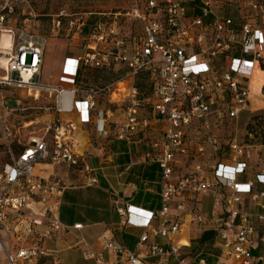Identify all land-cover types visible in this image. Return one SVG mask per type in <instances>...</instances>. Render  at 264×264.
<instances>
[{
    "label": "built area",
    "instance_id": "built-area-1",
    "mask_svg": "<svg viewBox=\"0 0 264 264\" xmlns=\"http://www.w3.org/2000/svg\"><path fill=\"white\" fill-rule=\"evenodd\" d=\"M15 1L0 0V40L2 33L8 34L11 46L9 53L0 50V91L25 90L28 95L35 93L36 98L45 90L53 92L55 99L54 117L39 134H32L25 143L17 140L10 144L12 135L1 118L7 109L0 95V255L4 264H36L48 256L44 242L61 230L59 205L54 200L66 186L37 171L39 165L65 170L80 166L74 146L76 126L61 116L75 113L82 124L92 118L104 122L107 112L99 107V99L108 92L111 103L120 90L122 99L116 103L124 116L114 128L116 139L132 142L136 135L146 132L151 122L145 115L148 112L159 117L164 129L151 145L156 150L152 160L161 169L160 209L147 212L127 206L117 212L125 218L126 226L147 231L139 244L147 245L149 236L160 237L165 244H148L140 254L107 243L105 249L115 257L113 263L91 253L84 254V259H93L95 264H163V259L172 258L174 264H191L173 242L181 223L179 215L170 214L171 204L182 195L209 194L214 199L211 225L222 241L224 255L234 264L261 262V258L253 259L249 248L254 215L239 205L244 195L256 203L264 192L258 193L253 182L237 181L247 168L243 158L248 156L242 148L235 141L230 143V165L220 161L197 163L178 177L174 176V165L180 156L204 154L207 145L213 153L218 152L220 145L211 128L238 119L251 105L249 82L254 71L264 65V28L244 23L237 34L230 18L214 16L216 0H126L128 6L123 12L101 14L86 34L83 23L68 21L70 29L75 26L72 39L82 40L83 52L65 60L60 85L53 88L43 85L41 74L48 37L6 25ZM65 18L61 14L52 21L51 35L62 30ZM124 24L137 29L127 30ZM237 48L239 56L233 54ZM117 67L122 68V75L112 86H80L83 71L109 72ZM141 74L150 81L146 96L135 84ZM260 93L264 96V84ZM101 134L105 137V132ZM190 140L195 143V152L189 148ZM257 183L264 185V174L257 176ZM177 210L182 212L184 205H178ZM256 217L264 221V211ZM196 220L204 221L201 216ZM74 228L80 229V225ZM153 257L158 260L149 263ZM197 264L206 263L199 260ZM214 264L227 263L219 259Z\"/></svg>",
    "mask_w": 264,
    "mask_h": 264
},
{
    "label": "crops",
    "instance_id": "crops-1",
    "mask_svg": "<svg viewBox=\"0 0 264 264\" xmlns=\"http://www.w3.org/2000/svg\"><path fill=\"white\" fill-rule=\"evenodd\" d=\"M240 26L236 28L234 25L237 34H239ZM236 39L240 41V35H237ZM64 51L58 62L59 75L55 84L48 85L49 87L54 88L60 85L59 77L64 62L66 59L73 58L66 55ZM233 54L239 56V49L237 48ZM116 70L122 72V68L118 67L112 71ZM43 72L42 65V80ZM257 72L264 73V70H255L254 74L256 75ZM252 79L249 82L250 90L258 86V83ZM61 86L65 89L71 88L70 85ZM108 97L110 98L109 93ZM111 103L118 104L115 101ZM99 107L107 112L104 122L92 118L90 123L82 124L75 113L61 116L64 121H72L76 126L74 146L80 156L78 169L65 170L44 165L37 167L39 175L57 178L66 187L54 200L59 205L58 218L61 230L52 240L59 250L53 252L48 249L50 240L45 241L44 246L48 250V256L39 259L36 264L44 259H49L51 264L53 261H57L58 264H95L93 259H84L86 253L101 256L107 262L113 263L115 257L105 249L107 243L140 254H144L148 244H165L164 239L152 236L148 237L147 245L139 244L140 236L147 231L126 226L125 218L117 212L127 206L147 212H156L160 209L161 169L152 160L156 150L151 145L160 139L164 124L159 117L148 112L145 115L151 119V122L146 132L136 135L132 142L119 140L114 136V128L122 122L123 110L118 108L111 111L101 104ZM53 117L52 113L49 120ZM102 131L105 132V137L101 134ZM189 148L194 152L196 150L195 143L191 140ZM204 151V154L199 156L194 154L188 158L180 156V162L174 165V176L178 177L190 172L197 163L207 165V163L214 164L220 161L230 165L229 156L223 157V155L219 158L217 156L216 160L211 159L212 162H203V157L207 159L212 155L210 146H205ZM262 159L251 161L249 158H243L247 168L243 174L237 176L239 182H253L258 193L264 192V185L257 183V176L264 174V164L260 163ZM221 192L226 191L221 190ZM180 204L184 205L182 212L177 210ZM239 208L254 215L252 218L254 233L251 236L249 248L253 259H262L261 262L252 261L247 264H264V221L256 217L264 211V197H259L255 203L250 196L244 195ZM213 209L214 199L209 194L182 195L176 197L171 204L170 214L179 215L181 223L180 233L174 237L173 242L179 247L183 258L191 264H197L199 260H204L206 264H214L219 259L227 264H234L224 255L222 241L213 231L211 225ZM197 216H201L204 221L199 223L196 220ZM76 225H80V229H75ZM208 231L213 233V238L199 243L200 238ZM0 258L4 264L3 256L0 255ZM157 260V257H153L147 261L154 263ZM163 264H174V262L172 258H165Z\"/></svg>",
    "mask_w": 264,
    "mask_h": 264
},
{
    "label": "rangeland",
    "instance_id": "rangeland-1",
    "mask_svg": "<svg viewBox=\"0 0 264 264\" xmlns=\"http://www.w3.org/2000/svg\"><path fill=\"white\" fill-rule=\"evenodd\" d=\"M218 6L213 10L216 18H230L235 27L241 24L250 23L260 28H264V0H216ZM128 3L126 0H16L14 2V13L7 18V26L25 27L28 30L36 31L48 37L45 48V61L43 62V85L53 86L59 75V59L64 52L66 55L74 57L83 52L82 40L71 37L75 26L72 29L68 27V21H73L75 25L83 23L85 28L101 19V14H110L123 12ZM64 14L66 20L62 21V30L57 35H51L50 30L52 21L57 16ZM27 20V21H26ZM127 30L134 31L135 25L124 24ZM83 28V34H85ZM122 75V72L116 71H98L85 70L82 72L79 82L80 86L103 87L112 86ZM257 75V76H256ZM252 81L258 83V86L251 89V101L247 110L241 113L238 119L225 122L217 128H212L220 148L218 152L213 153L208 158L202 159L203 162H212L211 159H217V156L230 157L231 152L228 147L232 141L242 148L248 158L260 160L264 157V147L258 145L263 134L258 129V123L264 120V96L260 93V85L264 84V73L257 72ZM257 80V81H256ZM135 84L142 96L150 93V81L146 74H141L135 81ZM49 87V86H48ZM111 88V87H110ZM122 88V85H119ZM123 90L112 96L111 101L118 102L122 98ZM28 95L25 90L3 89L0 91L4 107L7 109L2 113V125L8 126V131L12 135L10 144L19 140L21 143L27 142L32 134H39L41 129L49 120L53 113L54 93L51 91H40L37 98L35 93ZM108 92L104 93L99 104L105 106L111 111L121 109L118 104L109 103ZM12 111H9L11 110ZM6 117V119H5ZM252 124L253 133L246 131L247 124ZM264 128V124H263ZM209 151V149H207ZM264 164V158L260 161ZM209 164V163H207ZM48 249L59 250L55 246L54 240L48 242ZM56 255V254H54ZM0 264L2 260L0 258ZM38 264H51L49 259L41 260Z\"/></svg>",
    "mask_w": 264,
    "mask_h": 264
},
{
    "label": "trees",
    "instance_id": "trees-1",
    "mask_svg": "<svg viewBox=\"0 0 264 264\" xmlns=\"http://www.w3.org/2000/svg\"><path fill=\"white\" fill-rule=\"evenodd\" d=\"M87 33V28H85V34ZM237 56V55H235ZM261 70H264V65H261ZM244 112V111H243ZM242 112V113H243ZM263 124H264V120L261 123H258V130L261 131L263 134L260 135L261 140L259 141L258 145L264 147V128H263ZM246 131L247 133L251 134L253 133L255 130L253 129V125L252 124H247L246 126ZM213 233L211 231L206 232L203 237L200 238L199 243H204L205 241H209L213 238Z\"/></svg>",
    "mask_w": 264,
    "mask_h": 264
},
{
    "label": "bare ground",
    "instance_id": "bare-ground-1",
    "mask_svg": "<svg viewBox=\"0 0 264 264\" xmlns=\"http://www.w3.org/2000/svg\"><path fill=\"white\" fill-rule=\"evenodd\" d=\"M10 47L11 46H10V41H9V35L6 33H2L1 40H0V50H3L5 53H9V51L11 50ZM2 61L4 62L3 59Z\"/></svg>",
    "mask_w": 264,
    "mask_h": 264
}]
</instances>
